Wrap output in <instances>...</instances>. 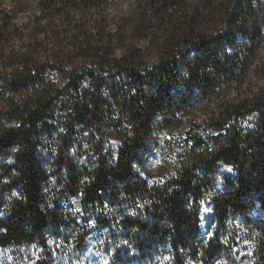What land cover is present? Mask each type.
I'll use <instances>...</instances> for the list:
<instances>
[{
  "label": "trees",
  "instance_id": "obj_1",
  "mask_svg": "<svg viewBox=\"0 0 264 264\" xmlns=\"http://www.w3.org/2000/svg\"><path fill=\"white\" fill-rule=\"evenodd\" d=\"M110 2L0 0V258L264 264V0Z\"/></svg>",
  "mask_w": 264,
  "mask_h": 264
},
{
  "label": "rangeland",
  "instance_id": "obj_2",
  "mask_svg": "<svg viewBox=\"0 0 264 264\" xmlns=\"http://www.w3.org/2000/svg\"><path fill=\"white\" fill-rule=\"evenodd\" d=\"M148 3L147 0H111L110 2V9L108 10L109 13V25L112 28H119L121 27L123 29V33H125V36H127L129 39L141 43H145L144 40L140 39L141 37H153L154 39L160 38L161 33H154L155 36L153 35L152 32H147V31H141L139 33L134 32L131 27H130V22H131V14L134 11V9L138 6H141L143 9H148L147 7ZM149 14L151 12L149 11ZM23 30V29H22ZM172 156V154H171ZM158 157H151L150 160L148 161V167L150 173H155L157 170L158 166H161V162L158 161ZM223 185L221 182H218L216 184L217 189H221ZM250 234L249 230L247 228L244 229L243 236L245 239L248 241V250L253 251L255 248V237L252 235L251 238L247 239V235ZM257 235V234H256ZM102 245L99 240H96V243L91 247V258L89 259L88 262L86 260H78L74 264H109L110 259L106 257V255L102 251ZM165 252H161V250L154 254L151 257H148L145 261H131L129 264H177L174 261V255L172 249H168V253H166V250H163ZM188 264H201V263H191L187 262ZM0 264H18L15 263L11 258L5 259L0 258ZM19 264H34L33 261H28V262H22ZM54 264H72L67 261H62V260H56Z\"/></svg>",
  "mask_w": 264,
  "mask_h": 264
},
{
  "label": "snow or ice",
  "instance_id": "obj_3",
  "mask_svg": "<svg viewBox=\"0 0 264 264\" xmlns=\"http://www.w3.org/2000/svg\"><path fill=\"white\" fill-rule=\"evenodd\" d=\"M229 171H230V169H229ZM205 211H207V209H205Z\"/></svg>",
  "mask_w": 264,
  "mask_h": 264
}]
</instances>
